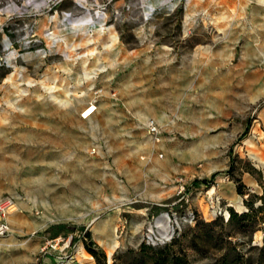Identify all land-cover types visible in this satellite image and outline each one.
Instances as JSON below:
<instances>
[{"label":"rangeland","instance_id":"374dc122","mask_svg":"<svg viewBox=\"0 0 264 264\" xmlns=\"http://www.w3.org/2000/svg\"><path fill=\"white\" fill-rule=\"evenodd\" d=\"M192 99L225 124L176 140ZM116 133L141 138L128 165ZM150 144L156 171L137 149ZM236 179L244 195L216 191ZM263 188L264 0H0V197L14 199L0 264H95L88 241L106 264H131L141 244L182 264H257L264 220L237 229L207 195L240 213ZM57 237L65 250L40 251Z\"/></svg>","mask_w":264,"mask_h":264},{"label":"crops","instance_id":"0c3cea01","mask_svg":"<svg viewBox=\"0 0 264 264\" xmlns=\"http://www.w3.org/2000/svg\"><path fill=\"white\" fill-rule=\"evenodd\" d=\"M129 95L126 97V103L127 105L132 109H136V110H141V108H138V106L136 105V101H135V97L138 95L140 96V90L137 87H131L129 90ZM181 99V98H180ZM188 103H192V104H199L198 107H194L191 106L190 108H188L189 110L185 111V112H181L179 111V108L181 109V101H178L177 104V109H176V127L174 128V132L176 134V140H181L183 137H189V136H194V135H198V137H202L206 135V130H209L211 126H218L219 128L221 126H224L225 121L224 119L222 120L219 117H215L214 119H211L209 117L206 118V116H210V114H208V112L206 111V101L202 100V101H198L195 99H192L190 102ZM136 105V106H135ZM223 115V111L221 112ZM183 120H185L186 122H182ZM184 126H186V128H184ZM201 135V136H200ZM127 134L124 133H116L115 135V139L117 141H119V145L117 146V148L115 150H113V153L120 156L124 162L125 165H128V163L130 161H132L134 159L135 154L137 153L136 150V146L134 145V143H130V141H135V142H139L141 140V138L139 139H131L130 141L126 140ZM198 137H196V139H198ZM128 139V138H127ZM140 151H143L146 155V159L144 161L145 166L152 171H156V166H160V167H164V165L162 163H159L155 160H153V155H154V146L153 144H150V146L147 149L144 148H137ZM203 149H206V147H203ZM196 152H194L195 154ZM121 170L123 171L124 168L122 167ZM124 172V171H123ZM240 181L242 182V184H244V186L246 188L249 187L250 185V176L247 173L242 172L241 176H240ZM167 186H164V188H166ZM167 189H171V187H168ZM166 190V189H164ZM216 191L219 193H222L224 195H236V191H235V185L233 182L231 181H226V183L223 184H217L216 185ZM223 196V195H222ZM227 196L222 197V200L227 201L226 200ZM15 229H23L22 225L21 226H17L14 225ZM18 246L20 248H24V252H26L25 248L23 245L18 244Z\"/></svg>","mask_w":264,"mask_h":264},{"label":"trees","instance_id":"16d2710c","mask_svg":"<svg viewBox=\"0 0 264 264\" xmlns=\"http://www.w3.org/2000/svg\"><path fill=\"white\" fill-rule=\"evenodd\" d=\"M233 165L230 160L227 174L233 173ZM235 191L238 195H244L247 190L243 187L238 179L234 182ZM248 198L251 197L250 194L247 195ZM259 199V204L253 206L250 203V200L244 201L246 205V209L240 213H236L231 211V207H226V211L228 213L226 222H234L237 229L246 230L249 228V231H252L256 226L264 220V188L260 195L257 196ZM197 220L195 221V223ZM175 241V238L173 239ZM145 245L141 244L138 252L132 257V263L134 264H182L184 263L185 258L180 255H176L171 252H167L166 248L168 245H164L160 248L148 247L150 250L149 255L146 257L143 254V248ZM84 249L87 253H89L94 259L95 264H106L105 263V255L100 250L94 249V245L91 241L84 243ZM237 253H235L236 255ZM131 263V264H132ZM257 264H264V234L262 237V245L258 248V259Z\"/></svg>","mask_w":264,"mask_h":264},{"label":"built area","instance_id":"2783aa9c","mask_svg":"<svg viewBox=\"0 0 264 264\" xmlns=\"http://www.w3.org/2000/svg\"><path fill=\"white\" fill-rule=\"evenodd\" d=\"M86 107L83 111H80V118L85 119L88 118L94 111V105L93 104H88L85 105ZM143 125L147 129L148 133L152 136V138L157 141L159 138V127L156 124L155 120L152 118H146L144 120ZM93 151V149H91ZM183 187L180 186L179 189L177 190V194L182 193ZM208 202L210 203V208L212 209V212L214 215H223V212H225V206H223V209L219 206V201L216 196H210L207 195ZM14 205V199L11 196H2L0 197V236H4L7 233H9V224L7 221V215L9 211L12 209ZM194 215L190 214L188 216L189 222L194 221ZM224 220H226L227 216H223ZM60 242V246L58 247V250H65L69 242L67 239H62L61 237H57L53 240V243L50 244L49 242H46L41 248L40 251H45L47 249V246L49 248H55L57 243Z\"/></svg>","mask_w":264,"mask_h":264},{"label":"bare ground","instance_id":"6f19581e","mask_svg":"<svg viewBox=\"0 0 264 264\" xmlns=\"http://www.w3.org/2000/svg\"><path fill=\"white\" fill-rule=\"evenodd\" d=\"M85 108H86V107H84V108L82 109V111H83ZM257 160H259V159H257ZM225 214H226L225 216H227V215H228L226 211H225Z\"/></svg>","mask_w":264,"mask_h":264}]
</instances>
